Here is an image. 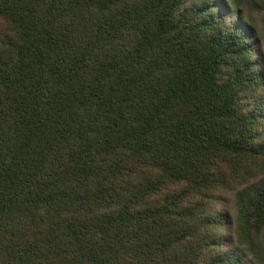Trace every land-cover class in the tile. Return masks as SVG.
Segmentation results:
<instances>
[{
  "label": "trees",
  "instance_id": "trees-1",
  "mask_svg": "<svg viewBox=\"0 0 264 264\" xmlns=\"http://www.w3.org/2000/svg\"><path fill=\"white\" fill-rule=\"evenodd\" d=\"M243 1L0 0V264H264Z\"/></svg>",
  "mask_w": 264,
  "mask_h": 264
},
{
  "label": "rangeland",
  "instance_id": "rangeland-1",
  "mask_svg": "<svg viewBox=\"0 0 264 264\" xmlns=\"http://www.w3.org/2000/svg\"><path fill=\"white\" fill-rule=\"evenodd\" d=\"M242 8L246 17L249 18V21L254 25L259 35L256 43L253 42V46L254 55L259 63V76L262 83H264V0H244L242 2ZM262 256L264 258V248Z\"/></svg>",
  "mask_w": 264,
  "mask_h": 264
}]
</instances>
